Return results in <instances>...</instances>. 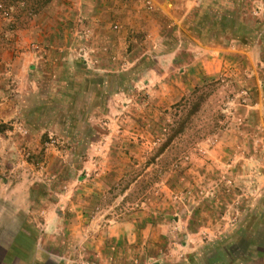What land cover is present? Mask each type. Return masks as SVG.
<instances>
[{"label": "rangeland", "instance_id": "1", "mask_svg": "<svg viewBox=\"0 0 264 264\" xmlns=\"http://www.w3.org/2000/svg\"><path fill=\"white\" fill-rule=\"evenodd\" d=\"M122 2L0 6V247L264 264V0Z\"/></svg>", "mask_w": 264, "mask_h": 264}, {"label": "crops", "instance_id": "2", "mask_svg": "<svg viewBox=\"0 0 264 264\" xmlns=\"http://www.w3.org/2000/svg\"><path fill=\"white\" fill-rule=\"evenodd\" d=\"M60 1H64V0H53V2H56V3H60ZM79 1L81 3V0H79ZM84 1L86 2V0H84ZM92 1H93V3H92ZM99 1H100V3H98L97 0H88V3H87L88 7H93L91 12H94L93 13L94 16H92L91 22L89 24V26L91 27V29L93 31H99L100 29H103V27L105 25V16L114 17L112 15V12H114V11L117 12L116 10L119 9L120 7H122V5L124 4L122 2V0H99ZM57 15H58V13H56V15L53 18L55 21L59 20L57 18ZM99 16H102V18L99 19ZM50 22H49V25H50ZM49 29L50 28L48 27V30ZM58 32H59V30H58ZM219 53H221V55ZM218 55H220V57ZM214 56H216L213 58L214 59L213 63L215 66L214 73H218V72L222 71V65L224 64V57L222 55V51L221 52L216 51L214 53ZM207 73H209L208 69H207ZM117 228L121 229L124 227L113 226V227L108 228L109 232H107V233H109V236H114L113 233L117 230ZM0 250L2 251V253L0 255V264H4L3 259L6 257V255L9 256L10 253L12 254V263L11 264H30L31 263V261L28 257V254L25 255V253H29L28 249H27L28 250L27 252L24 251L22 254L20 253V256L14 255V247L12 245L6 246V247L2 246V247H0Z\"/></svg>", "mask_w": 264, "mask_h": 264}, {"label": "trees", "instance_id": "3", "mask_svg": "<svg viewBox=\"0 0 264 264\" xmlns=\"http://www.w3.org/2000/svg\"><path fill=\"white\" fill-rule=\"evenodd\" d=\"M51 1L52 0H0V6L9 10L21 6L22 12H20V14H25V17H34Z\"/></svg>", "mask_w": 264, "mask_h": 264}]
</instances>
